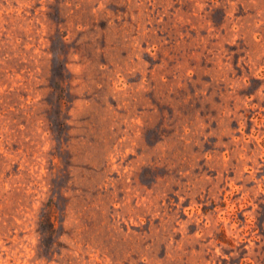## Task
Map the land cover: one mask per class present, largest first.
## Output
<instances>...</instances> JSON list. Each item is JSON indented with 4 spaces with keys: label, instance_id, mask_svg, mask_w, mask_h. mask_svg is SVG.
<instances>
[{
    "label": "rangeland",
    "instance_id": "obj_1",
    "mask_svg": "<svg viewBox=\"0 0 264 264\" xmlns=\"http://www.w3.org/2000/svg\"><path fill=\"white\" fill-rule=\"evenodd\" d=\"M0 264H264V0H0Z\"/></svg>",
    "mask_w": 264,
    "mask_h": 264
}]
</instances>
